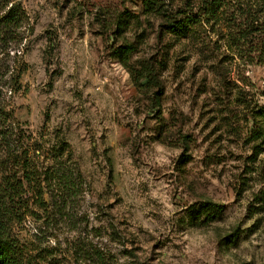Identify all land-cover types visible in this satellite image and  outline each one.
I'll return each mask as SVG.
<instances>
[{"label": "rangeland", "instance_id": "rangeland-1", "mask_svg": "<svg viewBox=\"0 0 264 264\" xmlns=\"http://www.w3.org/2000/svg\"><path fill=\"white\" fill-rule=\"evenodd\" d=\"M207 2L0 0L23 17L0 43L18 150L81 175L67 204L51 182L16 204L20 264H91L88 243L111 264H264V0Z\"/></svg>", "mask_w": 264, "mask_h": 264}, {"label": "trees", "instance_id": "trees-1", "mask_svg": "<svg viewBox=\"0 0 264 264\" xmlns=\"http://www.w3.org/2000/svg\"><path fill=\"white\" fill-rule=\"evenodd\" d=\"M222 1L208 0L204 6L205 12L214 11L213 8ZM19 10L17 4H11L5 12L0 14V43L3 40L8 42L16 39L15 31L21 25L23 18ZM21 14L24 16V13L21 12ZM9 115L3 102L0 101V147L6 149V159L9 160L8 173L0 178V264H20L18 246L10 230V225L18 216L16 204L23 199L27 190H32L38 204L41 205L45 200V189L50 188V182L59 192L58 201L67 204L77 196L81 175L75 171V167L60 161L56 156L53 157L52 165L45 168L43 173L38 172L28 156H24L22 151L19 152L18 136L14 134ZM0 163L3 164L5 161L1 160ZM204 208L211 217L221 214L224 205L206 201ZM83 256L91 264H111L109 256L91 243L84 248Z\"/></svg>", "mask_w": 264, "mask_h": 264}]
</instances>
